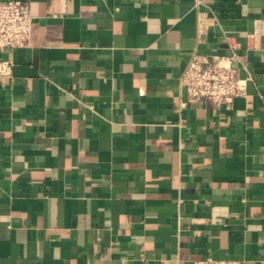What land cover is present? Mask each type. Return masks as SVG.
<instances>
[{
    "label": "crops",
    "instance_id": "obj_1",
    "mask_svg": "<svg viewBox=\"0 0 264 264\" xmlns=\"http://www.w3.org/2000/svg\"><path fill=\"white\" fill-rule=\"evenodd\" d=\"M0 52V264H264V0H26ZM247 92L189 101L194 54Z\"/></svg>",
    "mask_w": 264,
    "mask_h": 264
},
{
    "label": "built area",
    "instance_id": "obj_2",
    "mask_svg": "<svg viewBox=\"0 0 264 264\" xmlns=\"http://www.w3.org/2000/svg\"><path fill=\"white\" fill-rule=\"evenodd\" d=\"M33 15L26 0H0V52L27 46L32 35ZM240 55L234 47L228 56L194 54L181 74L189 101L209 98L217 105H231L247 92V78L241 75ZM12 67L3 62L0 71ZM193 264H246L245 260L205 257Z\"/></svg>",
    "mask_w": 264,
    "mask_h": 264
}]
</instances>
